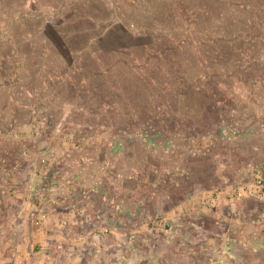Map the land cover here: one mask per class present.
Here are the masks:
<instances>
[{
    "label": "rangeland",
    "instance_id": "rangeland-1",
    "mask_svg": "<svg viewBox=\"0 0 264 264\" xmlns=\"http://www.w3.org/2000/svg\"><path fill=\"white\" fill-rule=\"evenodd\" d=\"M11 183L101 212L130 264L186 198L264 197V0H0L6 216Z\"/></svg>",
    "mask_w": 264,
    "mask_h": 264
},
{
    "label": "crops",
    "instance_id": "crops-1",
    "mask_svg": "<svg viewBox=\"0 0 264 264\" xmlns=\"http://www.w3.org/2000/svg\"><path fill=\"white\" fill-rule=\"evenodd\" d=\"M30 185L22 194L11 183L18 213L0 214V264H130L128 233L74 224L67 208L82 215L77 202H52L48 218L35 223L44 202ZM168 216L157 224V264H264V197H190Z\"/></svg>",
    "mask_w": 264,
    "mask_h": 264
},
{
    "label": "built area",
    "instance_id": "built-area-1",
    "mask_svg": "<svg viewBox=\"0 0 264 264\" xmlns=\"http://www.w3.org/2000/svg\"><path fill=\"white\" fill-rule=\"evenodd\" d=\"M43 160L46 161V159H43ZM30 188L34 189V185H30ZM238 194H239L238 197H241L242 192L239 191ZM48 215H49V210H47V209L41 210L39 215L36 218V223L38 225H41L43 223V221L48 218ZM94 220L101 222V230H102V232L108 233V232L111 231V227L108 224L106 217L101 212H97L96 213V215L94 217ZM64 225L66 226L67 224L64 223ZM41 231H42V233L45 232L44 229H41Z\"/></svg>",
    "mask_w": 264,
    "mask_h": 264
}]
</instances>
